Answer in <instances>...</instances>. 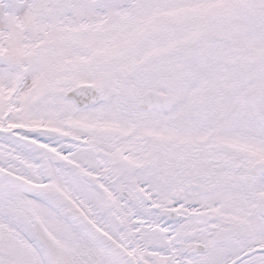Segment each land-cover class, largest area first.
<instances>
[{
    "label": "snow or ice",
    "instance_id": "obj_1",
    "mask_svg": "<svg viewBox=\"0 0 264 264\" xmlns=\"http://www.w3.org/2000/svg\"><path fill=\"white\" fill-rule=\"evenodd\" d=\"M0 264H264V0H0Z\"/></svg>",
    "mask_w": 264,
    "mask_h": 264
}]
</instances>
